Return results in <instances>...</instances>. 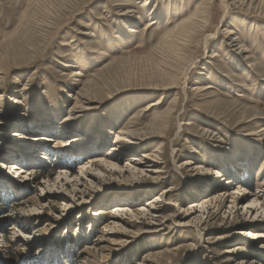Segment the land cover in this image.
Masks as SVG:
<instances>
[{
  "label": "rangeland",
  "instance_id": "rangeland-1",
  "mask_svg": "<svg viewBox=\"0 0 264 264\" xmlns=\"http://www.w3.org/2000/svg\"><path fill=\"white\" fill-rule=\"evenodd\" d=\"M0 264H264V0H0Z\"/></svg>",
  "mask_w": 264,
  "mask_h": 264
},
{
  "label": "trees",
  "instance_id": "trees-1",
  "mask_svg": "<svg viewBox=\"0 0 264 264\" xmlns=\"http://www.w3.org/2000/svg\"><path fill=\"white\" fill-rule=\"evenodd\" d=\"M77 240H80V237L78 239H76L75 242H77Z\"/></svg>",
  "mask_w": 264,
  "mask_h": 264
},
{
  "label": "bare ground",
  "instance_id": "bare-ground-1",
  "mask_svg": "<svg viewBox=\"0 0 264 264\" xmlns=\"http://www.w3.org/2000/svg\"><path fill=\"white\" fill-rule=\"evenodd\" d=\"M152 23H150L149 25H151ZM208 40V39H207ZM183 45V44H182Z\"/></svg>",
  "mask_w": 264,
  "mask_h": 264
}]
</instances>
